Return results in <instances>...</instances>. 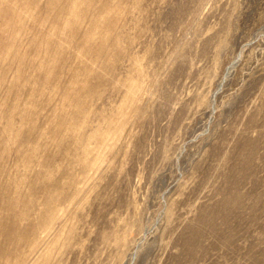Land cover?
<instances>
[{
  "label": "rangeland",
  "instance_id": "obj_1",
  "mask_svg": "<svg viewBox=\"0 0 264 264\" xmlns=\"http://www.w3.org/2000/svg\"><path fill=\"white\" fill-rule=\"evenodd\" d=\"M0 264H264V0H0Z\"/></svg>",
  "mask_w": 264,
  "mask_h": 264
}]
</instances>
